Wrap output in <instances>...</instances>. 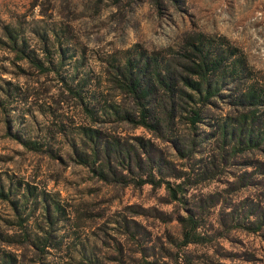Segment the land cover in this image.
<instances>
[{
    "label": "rangeland",
    "instance_id": "374dc122",
    "mask_svg": "<svg viewBox=\"0 0 264 264\" xmlns=\"http://www.w3.org/2000/svg\"><path fill=\"white\" fill-rule=\"evenodd\" d=\"M198 31L224 36L264 81V0H0V254L12 264H264V217L246 226L264 213V149L220 157L224 101L192 129L180 117L158 132L90 114L73 93L126 106L113 65ZM83 125L159 158L164 177L183 180L182 201L118 177L145 175L132 160L100 176L97 161L82 160ZM184 207L199 219V241H179Z\"/></svg>",
    "mask_w": 264,
    "mask_h": 264
},
{
    "label": "trees",
    "instance_id": "16d2710c",
    "mask_svg": "<svg viewBox=\"0 0 264 264\" xmlns=\"http://www.w3.org/2000/svg\"><path fill=\"white\" fill-rule=\"evenodd\" d=\"M6 37L11 44L16 43V35L11 31ZM19 51L22 52V49ZM36 64L42 63L37 61ZM113 70L115 74L110 77V81L115 88L128 95L127 105L121 107L105 102L106 99L102 104L94 95L87 96L80 89H74L75 97L90 114L99 109L102 113H109L134 126L158 132L166 130L175 120L183 117L189 123V129H192L198 121L203 120L205 110L224 101L231 115L216 123L220 157L250 149H264V81L247 75L250 69L242 50L224 36L198 31L184 34L176 48L168 46L151 52L134 49L120 63H115ZM67 86L71 89L70 84ZM80 132L88 148L82 160L91 163L97 161L96 171L100 176L108 172L115 174L116 163H125L124 168L131 170L132 160L136 166H147L145 175L128 179L126 172H119L118 177L139 185H162L171 200L179 203L182 201L185 191L183 180L171 182L164 177L159 158L145 150L131 151L124 148L113 138L102 140L95 129L88 125H83ZM137 144L140 148L146 146L141 140H137ZM225 144L227 149L223 147ZM155 172L160 173L155 175ZM4 196L7 194L0 189V197ZM52 207L57 211L58 204L53 203ZM183 210L184 213L177 216L180 243L199 241L201 234L198 231L197 215L190 207H184ZM263 217L264 213L259 212L251 224L246 226L259 229ZM237 224L242 223L237 221ZM0 264H12L11 256L1 253ZM135 264L154 262L141 257Z\"/></svg>",
    "mask_w": 264,
    "mask_h": 264
}]
</instances>
